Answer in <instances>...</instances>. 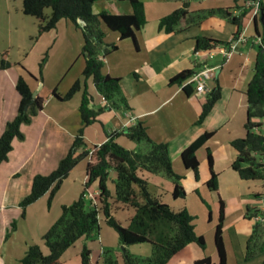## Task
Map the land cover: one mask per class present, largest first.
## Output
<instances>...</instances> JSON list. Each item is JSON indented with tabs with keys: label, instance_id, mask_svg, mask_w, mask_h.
<instances>
[{
	"label": "crops",
	"instance_id": "1",
	"mask_svg": "<svg viewBox=\"0 0 264 264\" xmlns=\"http://www.w3.org/2000/svg\"><path fill=\"white\" fill-rule=\"evenodd\" d=\"M142 1L145 6L147 23L142 29L136 31L135 39H123L118 31L108 28L105 24L101 25L105 32V44L118 45L116 50L107 55H104L102 51L100 52V58L104 61V72L121 78L122 89L131 108L128 110L107 108L102 111L98 116V121L85 128L86 148L90 149L94 145L105 142L107 133L123 130L137 121H143L148 127L149 135L153 140L168 143L174 169L182 167L184 173L187 174L185 176L186 180L191 181L193 185L191 186L193 188L198 187V189L203 186L207 187L206 182L211 177L208 160V150H210L213 156V170L218 174L219 180V190L215 192L218 195V203L220 197L224 201L226 211L233 205V199L224 197L222 193L224 187H228L230 183L232 186L243 184V181H250L251 183L260 181L264 183L262 180H244L232 168V163L237 157V150L232 145V141L244 137L246 133L244 127L247 109L246 90L254 75L256 56L260 46L257 43V37L259 35L263 36L264 33L262 17H255L252 10L248 9V0ZM186 1L189 2L188 9L192 13L191 15L195 17H198L199 13H205L210 9L220 7L230 8L233 16L240 17V23L242 24L240 33L243 34L245 40L238 42L236 50L228 60H224L221 53H215L213 57L197 54L195 48L196 37L201 35L229 42L239 30V26L227 18L219 15H209L198 22H187L188 24H186L185 21L181 29L171 33L159 28L160 20L182 7ZM262 2L264 3V0ZM94 11L96 13L108 11L113 14H129L133 12V8L128 0H99L94 4ZM79 25H83L81 20H79ZM51 38H54V45L50 62L56 55V50H59V54H66V58L62 60L58 56L55 59L56 65L54 67H51L52 62L51 64L48 62L44 68L43 82L30 79L33 90L39 89L38 95L44 98V106L37 115L33 116L31 123L22 125L25 139L15 138L13 140V150L9 153L8 160L0 165V264H20V260L25 255L30 242L26 243L25 241L21 249L16 251L17 253H14V257H12L10 256L11 246L9 242L7 243L6 235L11 230L12 221L24 220L29 216L35 217L37 210L40 208L39 206L43 208L42 204L44 200H47L49 193H46L27 208L25 218L21 216L20 202L31 192L36 175L49 174L58 167L61 159L69 152L82 126L80 104L83 90L78 91L70 100L66 101L58 99L53 91L56 90L59 95L64 96L67 89L71 88L76 80L83 79V70L86 64L83 55L85 42L83 31L71 20L63 19L57 24L56 28L43 32L32 47V51H37V46L38 49L44 51V46L50 43ZM41 43H43L42 48ZM2 51L7 53L8 50L4 49ZM31 52L21 56L20 60L15 62L10 61V53L4 55L9 58L8 60L13 65L7 69L0 68V137L8 121L17 115L21 99V95L17 90V80L20 74L24 73L22 66L36 77L38 76L36 75L38 70L36 61L29 63L33 54ZM38 57H41V54ZM0 58L1 61L3 59L2 54ZM203 63L209 67L222 64L217 70L216 77L210 79V83L207 82L208 92L217 84H220L222 97L215 103L208 116L199 123L198 120L208 93L199 94L193 89L191 94H188L183 84L171 83V79L184 70H197ZM75 66H77L76 71L71 73ZM64 82L65 85L62 87ZM88 88L93 95V101L90 103L92 107L95 109L105 107L106 102L91 79L88 80ZM208 131H214V135L197 151L199 159V177L197 178L192 169L185 167L181 154L195 139ZM120 139L125 140L123 142L125 147L137 148V143L129 140L126 136H120L117 141L119 142ZM85 160L89 162V159ZM85 160L81 161L72 170L54 198L60 195L66 182L78 168H81V175L85 173L82 178L85 182L88 166L87 162L84 169ZM175 170L178 173V170ZM148 177L149 190L155 197L159 196L163 200L161 188L157 185H160V180L164 177L161 178L160 175L152 174ZM112 178H114L113 174H111ZM153 184L156 185L153 187ZM165 184H168L167 187L169 186L170 189L174 186L173 182L169 180ZM109 185L111 190H114L112 181ZM75 188L74 194L72 193L71 196L64 199L65 203H57L60 211L63 204L72 203L82 193L81 185H79V189ZM91 190L95 195L99 193L97 183L92 185ZM253 193L245 192L240 195L239 204L243 209L246 208V211L248 206L258 204V201H261V192H255L254 200L252 198ZM262 207L264 208V206ZM57 215L58 213L55 212L53 220ZM256 218H254V221ZM50 223L52 222L48 223L47 221L45 223V227L39 232V239L50 228L48 226L51 225ZM17 232L18 229L13 231L11 235L15 236ZM104 232L105 229L101 228L99 243L90 242L89 238L85 237L78 240L64 253L62 264H81V252L84 246L91 249L92 263L102 264L103 252L106 247L114 248L119 244L117 233L110 235V233ZM238 233L235 234L236 239L231 243L232 246H235L237 242L239 245L242 242L245 243V250L241 255L242 259L239 257L231 258V250L223 233L227 251V264H244V260L247 261L245 259L246 243L250 235L248 233ZM202 235L206 240V236ZM195 244L187 245L168 264H196V260L206 256H209L212 262L217 263L216 247L212 253L207 251V247L205 250H201L200 246ZM41 246L43 249V246H45L43 242ZM73 248L75 249L70 251ZM134 255L143 257L138 254ZM261 256L259 255L247 262ZM263 258L264 256H262L261 262L264 263Z\"/></svg>",
	"mask_w": 264,
	"mask_h": 264
},
{
	"label": "trees",
	"instance_id": "2",
	"mask_svg": "<svg viewBox=\"0 0 264 264\" xmlns=\"http://www.w3.org/2000/svg\"><path fill=\"white\" fill-rule=\"evenodd\" d=\"M99 0H23L25 14L40 20L39 34L52 30L63 20H71L83 31L84 46L83 55L86 64L83 70V79H78L69 91L61 96L56 90L53 94L60 100H70L74 94L83 90L80 104L82 126L79 129L74 142L58 167L49 174L35 176L31 192L20 202L22 218H25L27 208L38 201L46 193H49V204L60 190L65 179L72 170L83 160L89 159L87 176L83 191L80 196L70 204L62 205V213L59 219L47 230L42 237L43 244L48 248V254L43 252L42 246L34 244L28 247L20 264H62L64 253L81 238H91L98 235L101 230V218L116 230L120 244L123 245V260L120 263L112 251L106 249L103 252L102 264H168V262L187 245L196 243L202 249L206 248V240L196 230L195 217L183 208L175 211L169 204L155 197L149 190L148 175L165 174L171 178L174 184V198L185 197L186 190L181 184L183 178L174 169L169 153V145L166 142L153 140L148 132V127L143 121H137L133 125L123 129L107 133V140L90 149L86 148L84 140L85 128L98 121V116L105 109L128 110L130 105L122 89L121 78L111 76L104 72V61L100 58V52L104 55L116 50L118 45L105 44V32L102 24L118 31L121 38H134L137 30L142 29L147 23L145 6L142 0H128L132 5V13L113 14L108 11L96 13L94 4ZM189 2L160 20L159 28L167 33L174 32L183 27V22H198L209 15H219L227 18L239 26L235 36L240 34L242 24L240 17L233 16L230 8L210 9L205 13H199L198 17L191 15ZM250 9V7H248ZM261 17L264 24V3L261 5ZM79 20L84 25H79ZM264 42V33H263ZM221 40L207 36L196 37V51H207L216 48L220 44H227ZM48 57L40 62V77H36L24 66V73L17 80V90L21 95L17 115L6 124L0 137V165L7 161L9 153L13 150V140L25 139L22 131L23 124L32 122L33 116L44 106V98L38 95L33 97L31 80L43 82V69ZM13 64L2 59L0 68L7 69ZM195 70L187 69L171 79V83L183 84ZM91 79L103 96L106 106L95 109L90 106L93 95L88 88V80ZM184 89L191 94L194 86L184 85ZM222 97V88L217 84L207 94L202 113L198 122L201 123L211 112L215 103ZM247 109L245 122V136L236 138L232 145L237 150V157L232 163V168L244 180H262L264 182V134L261 132L264 120V46L260 45L255 61L254 75L248 83L246 90ZM126 136L137 144H144L138 149H130L120 144L117 139ZM214 135V131H208L195 139L181 154L186 168L192 169L196 177H199V160L197 151L204 146ZM208 160L211 177L206 182L209 190H219L218 174L213 170V156L208 150ZM111 174L114 178L111 179ZM114 184V190L110 188V182ZM98 184L99 193L94 195L91 187ZM119 211H133L126 225L115 216ZM245 217L255 219L252 232L246 243L245 259L247 261L264 255V211L258 207H247ZM225 203L219 198V219L215 228V247L218 261L212 262L209 256L196 260V264H227V251L224 241ZM17 229V220L12 221L8 238ZM150 243L152 253L147 257L131 254L126 249L132 244ZM81 264H93L91 249L84 246L81 252Z\"/></svg>",
	"mask_w": 264,
	"mask_h": 264
},
{
	"label": "rangeland",
	"instance_id": "3",
	"mask_svg": "<svg viewBox=\"0 0 264 264\" xmlns=\"http://www.w3.org/2000/svg\"><path fill=\"white\" fill-rule=\"evenodd\" d=\"M22 3H23V0H0V55L2 54L3 59L9 61L8 60L9 58L4 55L7 53H10L11 62L18 61L20 60L21 56H25L28 52H31L32 47L36 44V42L39 40V38L43 34V33L39 34L40 20H38L37 18L33 16L25 14L22 9ZM53 45H54V38H51L50 43L44 46L45 48L44 51H41L40 49H38V46H37V51H34V52L32 51L33 54L31 52L32 56L29 60V63L32 61L33 62L36 61V64L38 67L37 74H36L38 75L37 77H40L39 65L42 59L45 57L46 53H48V57L46 59L44 68L48 64V62L50 64L52 62L51 67H54L56 65L55 59L58 56L62 60L66 58V54L64 53L59 54V50H56L57 53L50 62L51 53L53 52V49H52ZM42 46H43V43H41V48ZM4 49L8 50L7 53L2 51ZM39 54H41V57H38ZM76 69H77V66H75V68L72 70L71 73L76 71ZM43 74H44V69H43ZM210 82L211 81L209 80L208 83ZM64 85H65V82L64 84H62V87H64ZM69 89H67L66 93L69 91ZM261 132L264 134V120H263V127L261 128ZM123 142H125L124 139L119 140V143L122 145H123ZM143 146H144L143 143L137 144V148H133V149H138L139 147H143ZM87 162L88 160H85L83 164L84 169H85ZM80 169L81 168H78L74 172V174L66 182L64 188L60 192V195L57 198H54L51 204H49V196L47 200H44L42 204L44 209L41 208V206H39L40 208L37 210L36 212L37 214L35 217L29 216L27 219L17 220V229H18L17 235L15 236L11 235L7 238V243L9 242L11 246L10 256L14 257V253H17L16 251H19V249H21L25 241L26 243L30 242L29 246L34 245V244L42 245V242H41L42 238L39 239L40 238L39 232H41L43 227H45V223H47V221L48 223L52 222L50 223L51 225H48L51 227L61 216L62 208L60 211L59 208L57 207L58 206L57 203L58 202H60V204L65 203L64 199L71 196L72 193L74 194V188L76 187L77 189H79V185H81L82 191H83L84 182L82 178H83V174L85 173H82L81 175ZM175 169L178 170V174L183 176L180 182L184 186L187 194L185 197L174 198L172 194L174 186L172 187V189H170L169 186L167 187L168 184H165L167 180L173 182L172 179L165 176V174H159L161 178L164 177V179H167V180H164L162 178L160 180L161 181L160 185H157L158 187L161 188L160 191L162 192L161 196L163 198V201L169 204L171 208L175 211H179L183 208L188 209V211L195 217L194 222L196 224L197 232L199 234H204L207 238L206 239V247L208 248L207 251L213 253L215 251L213 234H214L216 224L218 223V219H219L218 195L214 190H209L207 187H204V186L200 187L199 189L198 187L193 188L192 182L189 180H186L185 176L187 174L184 173V170L182 169V167H178ZM242 183L243 184H237L236 186H232V184L230 183L228 187L223 188V192H222L224 197L233 199V205H231L225 211L224 234H225V237L227 239L228 245L231 250V258L234 257V259L237 257L242 259L241 255H242V252H244L245 250L244 242H242L240 245L237 242L235 246H232L231 242H234V239H236V237H234L235 234H237L238 232H241V233H248L250 235L252 232L253 224H254V219H248L245 217L246 208L243 209V207H241L239 204V201L241 199L240 195L245 192H254L253 193L254 196L252 195V198L254 200L255 192L256 191L261 192L260 193L261 201L260 202L258 201L259 205L251 204L250 206L259 207L262 211H264V208L262 207L264 206V183L260 181H253L252 183L250 181H245V182L243 181ZM155 185L156 184H153V187ZM241 187H242V190H241ZM55 212H57L58 215L53 220V217L55 216ZM130 213L132 214L133 211H129V212L119 211V212H116L115 216L118 220H120L126 225V221L131 216ZM101 228L102 229L104 228L105 232L110 233V235L111 234L115 235L117 233L116 230L110 227L103 218H101ZM99 234L94 235L93 237L89 238V241L99 243ZM238 235L240 234L238 233ZM43 249H44V253L48 254V248L46 246H43ZM74 249L75 248H73L70 251H73ZM106 249L108 250L110 249L112 251V254L118 257L120 261L123 260L124 249H123V245L120 244V242L114 248L107 246ZM126 249L131 254H138L143 257H147L151 255L153 248L150 243H141V244L129 245L126 247ZM205 249L201 248V250H205ZM262 256L250 262H247L244 260V264H264L263 262H261ZM72 258L74 257L72 256Z\"/></svg>",
	"mask_w": 264,
	"mask_h": 264
},
{
	"label": "built area",
	"instance_id": "4",
	"mask_svg": "<svg viewBox=\"0 0 264 264\" xmlns=\"http://www.w3.org/2000/svg\"><path fill=\"white\" fill-rule=\"evenodd\" d=\"M262 3H263L262 0H248L247 1V6L250 7L255 17L261 16ZM82 23L84 25V22ZM241 40H245V37L243 36L242 33L232 37L231 40L227 44H220L212 50L199 51L197 52V54H201V55L205 54L207 57L208 56L213 57L215 53H221L224 56V60H228L232 56L234 51L236 50L238 42H240ZM257 43L259 45L264 46L262 36L259 35L257 37ZM221 66L222 64L218 66L209 67L207 64L203 63L197 70L194 71V73L189 78H187L183 82V86L191 84L194 86V89L197 93L199 94L207 93L209 91L208 85H207L208 80L216 77L217 70ZM259 218L260 217L256 219H259Z\"/></svg>",
	"mask_w": 264,
	"mask_h": 264
},
{
	"label": "water",
	"instance_id": "5",
	"mask_svg": "<svg viewBox=\"0 0 264 264\" xmlns=\"http://www.w3.org/2000/svg\"><path fill=\"white\" fill-rule=\"evenodd\" d=\"M262 21H263V18H262ZM81 22H83V21L81 20ZM38 94H39V89H37L33 92V97L36 98L38 96ZM90 106L92 107V104H90Z\"/></svg>",
	"mask_w": 264,
	"mask_h": 264
}]
</instances>
